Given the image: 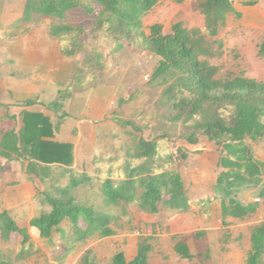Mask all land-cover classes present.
Masks as SVG:
<instances>
[{
	"label": "trees",
	"instance_id": "1",
	"mask_svg": "<svg viewBox=\"0 0 264 264\" xmlns=\"http://www.w3.org/2000/svg\"><path fill=\"white\" fill-rule=\"evenodd\" d=\"M159 1L25 0L23 14L17 24L26 30L44 17H52L61 22L50 25V34L53 37L66 36L75 28L64 23V19L68 12L82 6L88 15L95 14V33L104 32L117 43H125L158 57L150 82L164 86L161 102L169 108V120L188 124L201 115L202 121L187 125L183 137L190 144H197L202 134L218 146L221 172L216 193L222 200V214L227 225L228 217L244 219L258 211L259 203L239 199L243 188L260 185L259 195L264 197V161L257 157L250 143V140L264 137V80L247 76L217 78L219 67L200 59L201 54H209V45L225 25L227 14L233 9V0H196L197 9L205 15L210 32L201 36L197 35L196 29L189 30L181 24H176L171 32H165L161 24H155L147 34L144 18ZM83 31L80 27L79 32ZM70 54L81 55L83 67L98 69L104 65L102 52L87 50V42H74ZM259 54L264 57V39L259 46ZM227 108L231 109L230 113H226ZM29 132L28 127L19 132L15 129L0 130V156L12 160L14 155H18L30 160L27 172L44 187H37V194L51 209L35 217L32 225L39 229L43 238H51L66 218L73 222L80 241L96 233L113 235L110 215L81 202L74 192L79 186L91 182L93 177L31 161L35 157L54 162L59 158L50 155L53 151L45 147L46 144L37 145L30 139ZM157 153V140L141 138L134 156L135 159L143 158V165L138 168L129 166L127 170L135 172L120 185H115L111 178L106 179L102 191L107 201L113 204L131 202L140 187L143 189L141 209L156 213L161 203L169 211L188 210L189 198L179 170L151 168V159ZM183 158L187 159L188 155H183ZM2 170L3 165L0 164V173ZM81 217L88 225L86 229L79 227ZM14 232L23 235V245L28 241L27 229L17 223L0 201L1 237L8 240ZM251 242L244 264H263L264 222L253 227ZM176 249L181 256L192 258L186 243H178ZM151 250L152 245L143 239L132 261L126 262L125 256L117 253L111 264H151ZM26 253L23 251L19 261L13 262L0 251V264H24ZM81 264H95L90 252L83 257Z\"/></svg>",
	"mask_w": 264,
	"mask_h": 264
},
{
	"label": "crops",
	"instance_id": "2",
	"mask_svg": "<svg viewBox=\"0 0 264 264\" xmlns=\"http://www.w3.org/2000/svg\"><path fill=\"white\" fill-rule=\"evenodd\" d=\"M179 3L189 7L187 11L196 18L198 27L202 28L201 24L203 27L207 25L205 15L197 9L196 0H160L144 18L146 33L149 34L150 27L155 24H161L167 32L171 26L169 23L164 24V19ZM149 15L152 16L148 17ZM250 29L264 33V0H233V9L228 12L226 23L219 29L218 35L228 34L239 36V40H246ZM114 48L112 63L107 62V56L103 55L104 65L101 68L83 67L82 56L70 54L71 49L64 47L60 37L50 34V25L33 24L25 30L17 22L0 24V130L15 129L19 132L28 127L30 139L37 145L46 144L44 146L53 151L50 155L59 158L55 162L42 161L36 157L31 161L47 167H59L76 175L87 174L93 177L92 181L77 189L99 183L94 189L101 196L102 203L124 206L125 203H109L102 186L108 178L114 181L116 174L117 183L114 184L120 185L135 171H95L106 159L96 158L92 152L99 141L110 144L113 139L120 138L117 132L125 130L123 119L124 110L129 109L128 101L134 93L136 95L139 92L140 80L146 70H149L146 84H152L151 75L159 59L150 52L122 42H115ZM122 54L128 59L118 63L117 58ZM205 145L206 142L202 139L197 144H190L192 147L196 146L194 149L191 147V150ZM252 147L257 157L264 161V149L257 151L256 146ZM125 151L126 149L122 153ZM135 152L136 150L128 157L135 159ZM114 158L117 159L116 156ZM194 160L199 167L210 171H179L184 180L190 208L185 211H169L160 203L158 212L153 213L141 209L140 198L141 215L147 211L155 216L160 213L162 205L170 213L165 227L173 231L181 225L184 214L193 206L210 204L214 208L215 203H219L222 210V200L216 193L221 172L218 167L219 150L202 152L192 159ZM29 162L30 160L18 155H14L12 160L0 156V164L3 165L0 173V201L17 223L27 229L29 235L24 245L23 235L17 232L12 233L8 240L2 239L0 251L7 259L11 257L10 252L14 247L16 259H20L21 253L27 251L24 264H81L83 257L89 252L95 264H111L117 253H122L126 262L137 256L140 242L145 238H140L136 232L123 234L112 226L113 235L101 236L96 233L80 241L73 222L66 218L51 238H43L39 229L32 225V220L42 212L50 211L51 207L37 194V187H44L27 172ZM215 167L219 171H214ZM261 187L243 188L239 199L247 203H258V198L264 199L259 195ZM77 189L74 190L75 193ZM138 190L139 187L137 194ZM137 200L139 199L134 198L130 203H137ZM229 218L235 217H228L227 225ZM78 224L82 229L88 227L82 217ZM251 236L252 232L250 239ZM181 242L187 244L192 258L201 256L192 252L188 242L181 240L169 249L171 257L192 259L177 252L176 246ZM149 243L152 245L150 241ZM152 251L153 247L149 255L150 263ZM262 261L264 264V257Z\"/></svg>",
	"mask_w": 264,
	"mask_h": 264
},
{
	"label": "rangeland",
	"instance_id": "3",
	"mask_svg": "<svg viewBox=\"0 0 264 264\" xmlns=\"http://www.w3.org/2000/svg\"><path fill=\"white\" fill-rule=\"evenodd\" d=\"M24 2L25 0H0V24L17 22L23 14ZM188 9L186 4L179 3L177 8L167 15L164 24L169 23L171 26L170 31L167 30V32H171L176 24H181L189 30L196 29L198 36L210 33L207 26L203 27L201 24L202 28H200L196 25L197 20L188 13ZM59 22L61 21L56 18L44 17L36 24L40 23L41 26L48 27V25ZM63 22L75 28L70 34L60 37L65 48L71 49L74 42H87V50L100 51L107 56V62L114 61L115 41L106 36L104 32L98 34L93 31L95 14L88 15L81 6L68 12ZM80 27L84 29L82 33L79 32ZM250 31L246 40H239L237 39L239 36L228 34L216 35L213 37L214 42L209 45V54H201L202 61L219 67L217 78L247 76L264 80V57L259 54V46L264 39V33L256 29H250ZM117 59L118 63H121L128 58L122 54ZM148 76L149 70H146L143 79L140 80L139 92H136V95L134 93L128 101L130 104L128 111L124 110L123 122H125L126 131L119 133L118 130L120 138L113 139L110 144H105L101 140L94 145L96 147L93 149V156L106 159L104 163L96 167L95 171H127L129 166L130 168L141 167L144 163L143 158L130 159L128 157L137 149L141 138L158 142L157 156L151 159V168L153 167L154 170L162 168L179 171H210L202 169L198 163L196 164L197 161H192V159L202 152L215 151L218 149L217 145L201 134L199 140H204L206 145L191 150L196 146H190L182 135L187 130V125L202 121L203 117L199 115L188 124L171 122L169 108L161 102L164 86L157 82L146 84ZM230 112L231 109L227 108L226 113ZM122 142L126 144L123 145ZM250 143L256 146L257 151H260V148L264 149L263 138L257 141L250 140ZM125 149V153H122ZM183 155H188V158L184 159ZM115 156L117 159L114 158ZM214 171L219 170L215 167ZM114 182L117 183V174ZM98 184L77 189L76 194L80 201L93 206L99 212L102 210L109 214L112 217L111 226L118 232L123 234L136 232L140 238L148 239L153 247L152 264H243L252 247L250 239L252 229L255 225L264 222V199L258 202L260 210L257 213L244 219L229 218L228 225L225 226L219 203H215L214 208L210 204L193 206L187 214H184L181 225L169 231L165 223L170 213L162 205H160V213L155 216L147 211L141 215L139 201L142 189L140 187L135 197L139 199L137 203L128 202L124 206H113L102 203L101 196L97 195L94 189L98 187ZM181 240L188 242L192 252L201 256L192 259L171 257L169 249ZM1 242L0 233V244ZM12 244L16 245L17 242H12ZM14 248L11 249V257L8 260L17 262L19 259L15 258Z\"/></svg>",
	"mask_w": 264,
	"mask_h": 264
},
{
	"label": "built area",
	"instance_id": "4",
	"mask_svg": "<svg viewBox=\"0 0 264 264\" xmlns=\"http://www.w3.org/2000/svg\"><path fill=\"white\" fill-rule=\"evenodd\" d=\"M257 201H260V199L258 198Z\"/></svg>",
	"mask_w": 264,
	"mask_h": 264
}]
</instances>
